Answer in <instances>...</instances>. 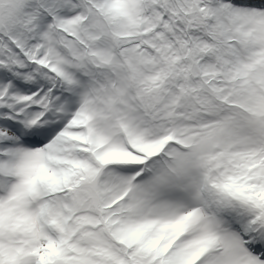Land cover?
I'll list each match as a JSON object with an SVG mask.
<instances>
[{"label": "snow or ice", "instance_id": "snow-or-ice-1", "mask_svg": "<svg viewBox=\"0 0 264 264\" xmlns=\"http://www.w3.org/2000/svg\"><path fill=\"white\" fill-rule=\"evenodd\" d=\"M0 264H264V0H0Z\"/></svg>", "mask_w": 264, "mask_h": 264}]
</instances>
